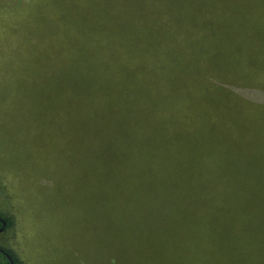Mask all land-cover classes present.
<instances>
[{
    "label": "trees",
    "instance_id": "obj_1",
    "mask_svg": "<svg viewBox=\"0 0 264 264\" xmlns=\"http://www.w3.org/2000/svg\"><path fill=\"white\" fill-rule=\"evenodd\" d=\"M35 90L52 125L79 128L84 161L83 196L68 193L83 227L69 212L46 264H91L94 236L101 264H264V0H0V116ZM59 182L0 171L13 264H29L8 245L23 243L19 197L67 203ZM173 190L195 206L162 201ZM176 207L183 219L156 221Z\"/></svg>",
    "mask_w": 264,
    "mask_h": 264
},
{
    "label": "rangeland",
    "instance_id": "obj_2",
    "mask_svg": "<svg viewBox=\"0 0 264 264\" xmlns=\"http://www.w3.org/2000/svg\"><path fill=\"white\" fill-rule=\"evenodd\" d=\"M191 5L193 13L198 9L200 10V6L196 2L193 1ZM237 16L242 18L241 15L237 14ZM195 18L196 16L192 15L190 19L194 20ZM48 98L49 94L46 91L35 90L24 93L20 95V103L12 107L8 112H1L2 115L10 116H0V171L9 174L11 177L14 176L21 183H23V180L32 179L50 172L54 176L58 175L60 180L58 184L52 187V190H63L66 195L63 198L67 203L64 204L58 203L56 197L49 193H38L37 198L35 194L34 202L26 199L24 195L21 198L19 197L21 205H18V212L15 215L18 217L16 219L19 224V230L23 235V243L22 239L19 238L14 245L13 240H10L8 245L12 249L19 251L22 256H25L24 254L26 253L29 264H46L45 253L46 257H51L50 249L56 248L59 240L63 243L65 239L71 237L70 233L73 225H70L68 230H66L65 226H62L67 221L68 213H72V220L77 222L80 229V226L81 228L83 227L80 218L82 219V214L84 216L85 212L84 203L79 202L78 206L81 209L77 211L75 207L77 202H74L75 199L73 200L71 196L68 197L71 182L75 185V188H79L80 197L83 196L82 169L84 161L75 157L80 156L83 152V148L79 151L76 148V138L81 132L78 127H73L65 119L52 125L50 119L56 113L55 110L52 107H47L46 109L39 107L44 102L43 100ZM23 100H26L27 103H23ZM62 112L59 109L57 116L59 117ZM40 113L47 114L41 121V125H37L34 122V118L38 117ZM43 138L44 140H42ZM57 153L64 157L62 162L57 163L55 161ZM40 181L44 182L42 179ZM185 192L193 193L196 192V189L186 190ZM167 195L168 198H163L162 201L168 204L173 201V204L176 205V201L181 200L188 201L190 206H195L191 200L192 198L176 199L178 197H186L187 194L184 196L179 191L173 190ZM243 208L245 212L251 211L248 203ZM74 210H76V213ZM196 211L197 209L189 208L191 216L196 215ZM156 213L159 212L153 210L156 221L183 219L184 217L182 207H176L173 211L163 216ZM257 214L262 215V211ZM53 218L59 223L61 230L54 225ZM255 221L253 220V222ZM254 226L258 229V225L254 224ZM1 238L0 236V240ZM88 243L89 250L93 256L91 264H101L103 256L101 247L103 243L100 237H90Z\"/></svg>",
    "mask_w": 264,
    "mask_h": 264
},
{
    "label": "water",
    "instance_id": "obj_3",
    "mask_svg": "<svg viewBox=\"0 0 264 264\" xmlns=\"http://www.w3.org/2000/svg\"><path fill=\"white\" fill-rule=\"evenodd\" d=\"M6 222L5 220H3L2 218H0V232L3 230V228L5 227ZM0 253H2L5 258L8 260L9 264H13V261L11 259V257L9 256V254L5 251H3L2 249H0Z\"/></svg>",
    "mask_w": 264,
    "mask_h": 264
}]
</instances>
